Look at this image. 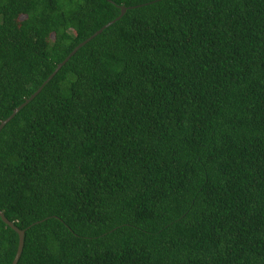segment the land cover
Segmentation results:
<instances>
[{
	"label": "trees",
	"instance_id": "obj_1",
	"mask_svg": "<svg viewBox=\"0 0 264 264\" xmlns=\"http://www.w3.org/2000/svg\"><path fill=\"white\" fill-rule=\"evenodd\" d=\"M119 6L0 129L16 264H264V0H0V121Z\"/></svg>",
	"mask_w": 264,
	"mask_h": 264
},
{
	"label": "water",
	"instance_id": "obj_2",
	"mask_svg": "<svg viewBox=\"0 0 264 264\" xmlns=\"http://www.w3.org/2000/svg\"><path fill=\"white\" fill-rule=\"evenodd\" d=\"M126 7L124 6H119V13L118 15H116L113 19L107 21L105 24H103L100 28H98L96 31H94L91 35H89L88 37H86L85 39H83L82 41H80L77 45H75L69 52L68 54L60 61L58 62L55 67L53 68V70L47 75V77L40 83V85L26 98L23 100L22 103H20L19 105H17L16 107H14L11 112L9 113V115L7 117H5L4 119H2L0 121V129L1 127L25 104L27 103L31 98H33V96H35L39 90L41 89V87L55 74V72L66 62V60L80 47L82 46L84 43H86L88 40H90L94 35H96L97 33H99L104 27L108 26L109 24H111L112 22H114L115 20L119 19V17L125 12ZM0 219L1 221L7 225L9 228H11L17 235V245H16V249H15V253L13 255V258L10 262V264H16V261L21 253V249H22V243H23V233L24 230L22 229H18L17 227H15L13 225V223L9 220H7L4 215L2 214V212L0 211Z\"/></svg>",
	"mask_w": 264,
	"mask_h": 264
}]
</instances>
